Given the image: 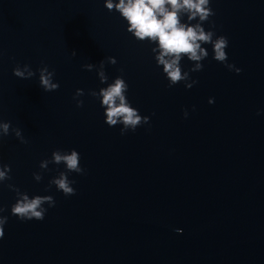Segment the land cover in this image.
Segmentation results:
<instances>
[{
    "label": "water",
    "instance_id": "water-1",
    "mask_svg": "<svg viewBox=\"0 0 264 264\" xmlns=\"http://www.w3.org/2000/svg\"><path fill=\"white\" fill-rule=\"evenodd\" d=\"M210 4L215 15L203 27L227 37L228 63L242 71L214 60L205 44L203 70L190 72L198 83L186 89L168 87L155 44L138 41L104 0H0V120L28 141L11 131L0 137V163L12 177L0 183L8 217L0 264H264V0ZM25 64L36 73L30 79L13 74ZM45 65L55 91L39 84ZM181 66L189 71L193 62L185 57ZM117 76L132 107L150 117L124 135L89 95ZM57 149L78 151L86 170L69 173L73 196L49 187L63 164L39 168ZM8 184L56 205H44L42 221H21Z\"/></svg>",
    "mask_w": 264,
    "mask_h": 264
},
{
    "label": "clouds",
    "instance_id": "clouds-1",
    "mask_svg": "<svg viewBox=\"0 0 264 264\" xmlns=\"http://www.w3.org/2000/svg\"><path fill=\"white\" fill-rule=\"evenodd\" d=\"M105 7L115 10L127 21V31L132 33L138 41H148L155 44L151 51L155 54L154 59L158 67L162 66L163 73L168 80V87L184 82L186 89H191L197 80L191 79L190 72L203 70L202 61L209 53L202 45L211 44L213 59L224 64L230 71L239 74L242 69L236 68L234 64L228 63L226 49L229 41L225 36H216L212 30H205L203 23L215 15L210 0H104ZM187 16L188 23H182V17ZM196 20L195 24L190 23ZM214 27V25H213ZM215 37V38H214ZM73 55H76L73 51ZM187 59L193 62V67L189 71H183L181 61ZM107 62L116 64L114 57H108ZM105 62L102 60L97 70L100 82L106 83L108 80L104 71ZM83 67L92 71L96 68L93 64H85ZM122 71V70H121ZM39 84L45 91H55L59 84L53 82L54 71H49L45 65L38 69ZM13 74L22 79H30L36 73L27 64L23 67L17 65L13 69ZM129 85L122 76H117L107 87L100 88L99 91L92 90L89 95L99 99L101 107L104 108L105 123L109 127L122 125L120 134L124 135L128 131H135L138 127L149 124L150 117L142 116L139 110L132 107L127 99ZM84 90L77 89L73 97L77 107H82L84 101L78 99L83 96ZM214 98H209L208 103H214ZM193 110H195L193 108ZM184 117H188V111L184 110ZM14 133L21 143L27 144L28 141L23 137L19 128H12L11 122L0 120V137ZM80 153L75 149L62 151L57 149L52 152L51 159L42 160L39 164L41 170H48L49 164L65 166V171L59 172L56 177L49 181V187L55 185L56 189L66 197L76 194L72 186L75 181L69 179V173L84 174L86 170L80 165ZM11 166L0 163V183L11 180ZM33 178L39 182L43 179L40 172H34ZM7 187L16 193V202L11 206V214L21 221L38 220L45 218L47 208L55 207L56 201L51 195H35L29 197L25 192H21L13 184ZM46 191L48 189H45ZM5 209L0 207V213ZM8 217L0 214V239L4 236V225ZM181 232V229H177Z\"/></svg>",
    "mask_w": 264,
    "mask_h": 264
}]
</instances>
